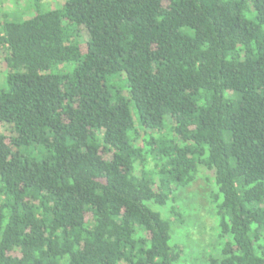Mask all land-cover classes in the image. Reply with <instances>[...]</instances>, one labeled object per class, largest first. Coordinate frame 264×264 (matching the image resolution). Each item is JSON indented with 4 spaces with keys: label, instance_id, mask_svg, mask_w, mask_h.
Returning <instances> with one entry per match:
<instances>
[{
    "label": "trees",
    "instance_id": "1",
    "mask_svg": "<svg viewBox=\"0 0 264 264\" xmlns=\"http://www.w3.org/2000/svg\"><path fill=\"white\" fill-rule=\"evenodd\" d=\"M14 3L0 264H188L178 193L200 181L218 245L199 264H264V0Z\"/></svg>",
    "mask_w": 264,
    "mask_h": 264
},
{
    "label": "rangeland",
    "instance_id": "2",
    "mask_svg": "<svg viewBox=\"0 0 264 264\" xmlns=\"http://www.w3.org/2000/svg\"><path fill=\"white\" fill-rule=\"evenodd\" d=\"M14 1L15 0H0V15H5L8 21H22L27 17L26 13L30 14L29 12H26L29 8L28 6H20L19 4L14 3ZM52 4L53 3L51 2H44V4L40 3L39 10L42 12L49 11L53 9ZM23 5H25V3ZM3 78L4 72L0 74V87H2ZM124 97H127L126 93ZM0 133L7 135L9 134V130L7 127L2 128L0 125ZM210 189V186L205 184L204 181H200L191 188V191L188 190V194L185 193V190L179 191L178 193L177 205L185 210L186 219L190 221L188 229L191 225L194 226V223L196 224L193 231V228H191V231L186 232L187 229L184 228L186 233H184V238L181 241L183 246L188 249V251L184 252L186 257L189 256L187 261L188 264L195 262L194 257L198 259L197 264H199L200 261H204V258L207 255H212V253L216 251V248L212 249L213 245H218V240L213 236L214 232L210 227L214 222L212 207H210L208 211ZM194 197L198 198L194 199Z\"/></svg>",
    "mask_w": 264,
    "mask_h": 264
}]
</instances>
